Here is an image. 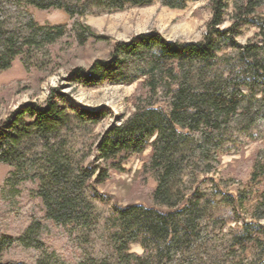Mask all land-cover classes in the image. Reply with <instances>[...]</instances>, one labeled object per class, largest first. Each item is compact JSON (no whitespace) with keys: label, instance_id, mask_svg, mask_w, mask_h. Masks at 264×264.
<instances>
[{"label":"trees","instance_id":"16d2710c","mask_svg":"<svg viewBox=\"0 0 264 264\" xmlns=\"http://www.w3.org/2000/svg\"><path fill=\"white\" fill-rule=\"evenodd\" d=\"M158 1L185 10L194 0ZM155 2L0 0V74L20 58L27 71L48 77L83 58L89 44H110L79 18ZM29 7L65 11L72 24L40 26ZM210 8L213 17L201 42H171L153 30L114 42L107 59L71 71L86 85L138 83L134 111L121 125L93 136L105 115L68 107V95L56 88L45 104H24L0 122V165L13 168L0 194L9 215L32 219L23 233L0 235V264H264V194L251 222L242 218L243 226L229 228L222 209L241 214L253 192L228 196L198 189L201 175L214 173L224 156L242 154L250 142L258 144L256 152L240 159L235 172L251 171L253 182L264 180V0H210ZM227 16L232 25L221 30ZM244 24L257 28L247 45L237 41ZM228 47L233 53L220 56ZM148 149L143 170L157 182L156 207H118L98 239L103 249L90 250L100 228L94 185ZM24 187L33 202L20 207ZM219 196L222 202L215 201ZM54 239L73 251L72 261L55 249ZM133 244L144 253H131ZM13 248L27 256L6 260Z\"/></svg>","mask_w":264,"mask_h":264},{"label":"rangeland","instance_id":"374dc122","mask_svg":"<svg viewBox=\"0 0 264 264\" xmlns=\"http://www.w3.org/2000/svg\"><path fill=\"white\" fill-rule=\"evenodd\" d=\"M233 6L228 12L233 13ZM29 12L35 17L40 26H70L72 20L70 16L62 10L51 9L41 11L34 7H29ZM213 17L210 8V0H194L188 4L185 10H173L162 7L158 0L155 4L145 7H127L123 11L101 12L79 18L83 23L91 26L96 33L108 36L110 44L114 42H129L132 38L144 35L153 30H158L162 36L171 42L198 43L205 39L208 32V25ZM232 22L229 16L225 18L221 25V30L230 28ZM241 35L237 41L241 45H247L249 40L255 37L257 28L244 24L240 27ZM71 39L66 38L65 41ZM110 44L96 45V48L89 44L86 47L84 57L74 60L69 66L63 67L50 76L32 70L27 71L17 58L13 67L0 74V122L5 121L9 116L22 105L30 102L45 104L51 88L60 90V94H67L66 105L76 110L87 109L105 115L99 125L94 128L93 136L102 135L110 127L124 123L134 111L133 98L138 89V83L133 85H114L110 81H99L86 85L82 79H74L70 76L73 69H88L95 60H105L110 52ZM233 50L225 48L219 55H230ZM31 124L34 119L27 117ZM258 144L250 142L242 154L224 156L221 165L217 166L214 173L209 176L201 175L198 189L206 194H210L215 188L225 195L232 196L252 191L250 199L241 206L240 213L237 214L234 207H224L221 214L229 218V228L243 226L242 218L252 221V215L256 205L264 194V180L252 181V172L236 174L235 169L238 161L242 158H252L256 152ZM150 149L143 154L134 155L123 165L122 171H116L105 183L94 185L97 191H92L93 204L100 216V228L95 237V242L90 250L100 252L103 249L102 238L105 221L114 213H118V207H128L134 204L145 207H156L154 202V191L157 182L151 175H144L143 166L150 155ZM13 168L7 165H0V188H3L7 178ZM206 178L208 180L204 181ZM218 180L213 182L212 180ZM196 188V186H195ZM24 195L21 199L20 207L29 202H33L28 193V188L24 187ZM224 197L219 196L216 202H222ZM162 211H168L167 207L157 206ZM0 194V235H19L24 232L31 222L30 216L9 215ZM8 214H7V213ZM36 213L43 216L42 205H37ZM264 226V222H262ZM259 230V229H258ZM264 232V229L262 230ZM52 245L67 260H73V251L63 242L53 240ZM92 248V249H91ZM131 253L143 254L144 250L139 244H133ZM249 255V254H248ZM27 256L19 248L9 251L5 259H19Z\"/></svg>","mask_w":264,"mask_h":264}]
</instances>
